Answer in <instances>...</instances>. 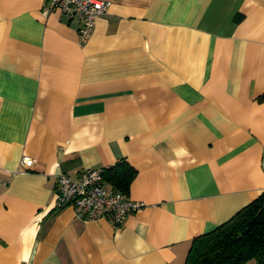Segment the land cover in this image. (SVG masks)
<instances>
[{
	"label": "crops",
	"instance_id": "0c3cea01",
	"mask_svg": "<svg viewBox=\"0 0 264 264\" xmlns=\"http://www.w3.org/2000/svg\"><path fill=\"white\" fill-rule=\"evenodd\" d=\"M108 1L80 42L0 0V264H184L264 191V0ZM120 160L145 203L121 226L56 206L58 174Z\"/></svg>",
	"mask_w": 264,
	"mask_h": 264
},
{
	"label": "built area",
	"instance_id": "2783aa9c",
	"mask_svg": "<svg viewBox=\"0 0 264 264\" xmlns=\"http://www.w3.org/2000/svg\"><path fill=\"white\" fill-rule=\"evenodd\" d=\"M108 0H46L44 12L59 11L79 19L78 38L85 41L90 35L96 17L108 8ZM34 159L21 157V164L31 167ZM104 168H88L78 178L65 173L56 176V206H71L77 217L95 219L109 217L116 226H121L127 214L145 206L144 201L132 199L128 194L115 190L103 181Z\"/></svg>",
	"mask_w": 264,
	"mask_h": 264
},
{
	"label": "trees",
	"instance_id": "16d2710c",
	"mask_svg": "<svg viewBox=\"0 0 264 264\" xmlns=\"http://www.w3.org/2000/svg\"><path fill=\"white\" fill-rule=\"evenodd\" d=\"M264 98V94L260 95ZM137 170L124 160L104 168L103 181L128 194ZM264 264V191L212 230L195 236L184 264Z\"/></svg>",
	"mask_w": 264,
	"mask_h": 264
},
{
	"label": "rangeland",
	"instance_id": "374dc122",
	"mask_svg": "<svg viewBox=\"0 0 264 264\" xmlns=\"http://www.w3.org/2000/svg\"><path fill=\"white\" fill-rule=\"evenodd\" d=\"M248 263L253 264V263H255V260H250Z\"/></svg>",
	"mask_w": 264,
	"mask_h": 264
}]
</instances>
